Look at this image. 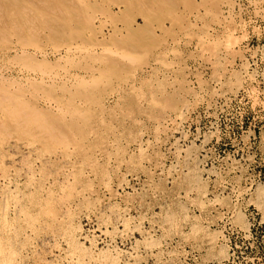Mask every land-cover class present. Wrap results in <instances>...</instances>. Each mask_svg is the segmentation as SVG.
I'll return each instance as SVG.
<instances>
[{
	"label": "rangeland",
	"instance_id": "374dc122",
	"mask_svg": "<svg viewBox=\"0 0 264 264\" xmlns=\"http://www.w3.org/2000/svg\"><path fill=\"white\" fill-rule=\"evenodd\" d=\"M61 1L53 0L50 7L36 4L38 10H31L37 11V17L32 16L31 23H25L20 30L31 55L42 59L43 53H48L51 62L57 61L60 54L67 55L69 60L76 59L70 60L72 65L63 58L67 66L61 60L59 65V61L55 62L57 66L51 63L55 65L52 71L47 69L52 68L47 67L51 64L30 71L22 66L26 65L24 62L10 59L14 52L0 49V74L36 72L47 81L52 77L50 83L70 76L66 85L71 88L65 85V92L58 87L56 91L52 89L55 100L52 92L49 97L36 95L41 96V104L51 102L56 110L62 105L66 113L61 118L50 117L49 124L55 119L49 127L34 114L30 95L34 91L29 84L21 82L27 84L25 99L19 96L17 84L1 82L2 87H10L6 94L11 96L0 103V121L7 122L9 112L17 108L22 116L18 115V119L32 112L30 115L41 122L36 127L27 125L25 134L24 130L13 135L0 134L4 136L0 138V148L13 144L23 147L25 155L31 153L36 158L37 172V179L30 180L25 169L19 174L12 167L9 178L0 177L4 183H17L16 187L9 186L14 192L0 200V264H225L228 246L237 253L236 264H264V0ZM53 4L57 9L52 10ZM48 10L55 13L51 15ZM52 17L60 18L55 23ZM100 18L102 21H98ZM3 21L2 33L7 29L4 24L10 23ZM136 22H147V31L130 34L137 28ZM13 29L19 30L15 26ZM10 35L14 41L0 38V44H4L0 46L21 48L13 31ZM6 53L8 56L1 57ZM84 80L91 82L88 89L81 86ZM56 81L52 84L60 86L62 81ZM72 82L83 92L77 86L74 89ZM50 87L44 85L43 90ZM85 91L90 92L91 100L83 98ZM58 97L62 99L57 103ZM22 103L30 107L24 108ZM68 122L70 130L76 125L73 132L68 129ZM57 126L62 131L56 130ZM39 127L40 132H35ZM43 129L45 135L41 133ZM65 130L69 135L63 133ZM55 132L63 134L58 135L60 141ZM62 139L72 145L61 144ZM71 139H75L74 143ZM37 158L47 162H43L44 168ZM198 161L202 173L196 170ZM61 163L64 168H60ZM6 217L11 222L3 225ZM252 218L262 223L263 233L243 244L238 233L247 232L237 219L251 227ZM75 221L81 222L89 236L97 237L96 247L85 242L93 251H81L73 244L70 247ZM114 246L119 247V252L113 250ZM106 249L110 252L102 254ZM223 249L228 254L226 258L220 256Z\"/></svg>",
	"mask_w": 264,
	"mask_h": 264
},
{
	"label": "bare ground",
	"instance_id": "6f19581e",
	"mask_svg": "<svg viewBox=\"0 0 264 264\" xmlns=\"http://www.w3.org/2000/svg\"><path fill=\"white\" fill-rule=\"evenodd\" d=\"M54 1H61V0H54ZM62 1H66V0H62ZM61 1V2H62ZM75 0H73V2H74ZM52 2H53V0H29V1H27V0H0V23L3 21V24H4V22H10V23H5L4 25H5V27L7 28V29H3L4 30V32L2 33L1 31H0V38H1V40L2 39H5V40H7L8 38V40L10 41V42H12L11 40H13L14 41V39H11L10 38V36L12 37V35H10L11 34V31H13V33H14V35L16 36V39H17V41L19 42V43H21L20 45H19V47L21 46V48H18V47H15V46H11V45H5V47H2V46H0V49H2V48H6V51H8L9 50V52H14V54L13 55H10V56H12L10 59H12V58H14V60L16 59L17 61H19V63H22L23 64V62H24V64H26V65H22V66H24V67H26V70L28 69V70H30V71H37V70H41V67L40 66H46V65H49V64H51L52 62H54V64H55V62L57 63L58 61V65H59V63H60V61L62 60L63 61V63H64V65H66L67 66V64H70V65H72L71 64V61L70 60H76L74 57H73V59L71 58L70 60H69V58H67L68 56L66 55V56H63V55H59L60 57L57 59V61H49L50 59H48V53L46 54V53H43L44 55H42L43 57H41L42 59H38L36 56H33V53H32V55H31V53L30 52H27L26 51V48H25V43L23 42V41H25V38L23 37L24 35H23V33H21V30H23V28H22V26H28V24H27V22H30V19L32 18V16H33V18H34V15L36 14L37 15V11H32L31 9L33 8V7H36L35 9L36 10H38V7H37V5L36 4H42V6H43V4H44V6H52ZM61 2H59V3H61ZM59 3H58V5H59ZM234 3H236V2H234ZM39 4V5H40ZM54 4H56V3H54ZM54 4H53V7H52V10H53V8H54V10L55 9H57L56 8V6H54ZM57 5V4H56ZM72 5V4H71ZM41 6V5H40ZM41 6V7H42ZM60 6V5H59ZM58 7V6H57ZM44 8H47V7H44ZM59 8V7H58ZM61 8V7H60ZM59 8V9H60ZM121 8V7H120ZM43 9V8H42ZM49 10H50V8H48ZM118 9V8H117ZM30 11L29 12V14H27V12L26 11ZM47 10V9H46ZM48 10V12L51 14V12ZM24 11V12H23ZM57 11V10H56ZM62 11V10H61ZM120 11H123V10H120ZM127 11V10H126ZM22 12V13H21ZM53 13H55L54 11H52ZM52 13V14H53ZM59 12H57V14H58ZM70 13H72V12H70ZM120 13V12H119ZM39 15H40V13H38ZM44 14V13H43ZM51 14V15H52ZM61 14V13H60ZM116 15H117V13H115ZM114 14V15H115ZM35 15V17H37ZM41 15H42V13H41ZM40 15V16H41ZM62 15V14H61ZM60 15V16H61ZM70 15H72V14H70ZM120 15H123V14H120ZM45 16L47 17V15H44L43 16V18H45ZM63 16V15H62ZM74 16V15H73ZM126 16V15H125ZM42 17V16H41ZM64 17V16H63ZM128 17H131V15L130 16H128ZM213 17H215V16H213ZM32 18V19H33ZM48 18V17H47ZM59 18L60 17H58V20H59ZM66 17H64V19H65ZM31 19V20H32ZM41 19V18H40ZM46 19V18H45ZM51 20L52 19H54L53 17L52 18H50ZM49 19V20H50ZM99 19V18H98ZM101 19V18H100ZM131 19V18H130ZM35 20V19H34ZM33 20V21H34ZM50 20V21H51ZM56 18L54 19V21H55V23H57L58 22V20H57V22H56ZM104 20V19H103ZM139 20V19H138ZM32 21V22H33ZM41 21V20H40ZM43 21V20H42ZM44 21H47V20H44ZM43 21V22H44ZM98 21H102V19L101 20H98ZM132 21H135V20H133L132 19ZM26 23V25H24ZM31 23V22H30ZM53 23V22H52ZM92 23V22H91ZM102 23H104V24H106V22H102ZM102 23H101V25H102ZM135 23V22H134ZM136 23H138V25L137 24H135L136 26H137V28H134L135 30L134 31H132V32H130V34H132V35H136L137 33H141V32H145V31H147V29H148V25H147V22L146 23H144V24H141V23H139V22H136ZM143 23V22H142ZM12 24V25H11ZM39 24V23H38ZM41 24H44V23H42L41 22ZM45 24H46V22H45ZM44 24V25H45ZM48 25H51V23L49 24V23H47ZM54 24V23H53ZM71 24V23H70ZM99 25V29H100V23H98ZM129 24V23H128ZM30 25V24H29ZM34 25V24H33ZM68 25V24H67ZM107 25V24H106ZM109 25V24H108ZM123 25V24H122ZM122 25H121V27H122ZM135 25H133V26H135ZM14 26L17 28V29H19V30H16V29H13L14 28ZM71 26V25H70ZM90 26V25H89ZM96 26V25H95ZM110 26V25H109ZM117 26V25H116ZM124 26V25H123ZM126 26V25H125ZM129 26H131V25H129ZM10 27V28H9ZM11 27H13V28H11ZM33 27V26H32ZM112 27V26H111ZM120 27V28H121ZM204 27V26H203ZM20 28H22L21 30H20ZM27 28V27H26ZM28 28H30V27H28ZM93 28V27H92ZM107 28V27H106ZM119 28V27H118ZM119 28V29H120ZM124 28V27H123ZM126 28V27H125ZM131 28H133L132 26H131ZM24 29H25V27H24ZM104 29V28H103ZM28 30V29H27ZM26 30V31H27ZM33 30V29H32ZM93 30L95 31V29L93 28ZM107 31H108V29H106ZM29 31V30H28ZM42 31V30H41ZM50 31H51V29H50ZM49 31V32H50ZM121 31V30H120ZM15 32H17V33H15ZM30 32H32L31 30H30ZM40 32V31H39ZM95 32H97V31H95ZM105 32V31H104ZM112 32V31H111ZM122 32V31H121ZM32 33H34V32H32ZM37 33H38V31H37ZM53 32H51V34H52ZM55 33V32H54ZM53 33V34H54ZM58 33V32H57ZM93 33V32H92ZM124 33V32H123ZM156 33H157V31H156ZM5 34H9V36H4ZM30 34V33H29ZM52 34V35H53ZM99 34V33H98ZM3 35V36H2ZM18 35H21V36H19L18 38H17V36ZM36 35V34H35ZM100 35V34H99ZM106 35V34H105ZM124 35V34H123ZM2 36V37H1ZM33 36V35H32ZM97 36V35H96ZM118 36H120V35H118ZM8 37V38H7ZM31 37V36H30ZM102 38H103V36H101ZM105 37V36H104ZM13 38V37H12ZM115 37H113V39H114ZM27 39V38H26ZM30 38H28V40H29ZM34 39V38H33ZM99 39V38H98ZM105 39V38H104ZM108 39H109V37H108ZM107 39V40H108ZM43 40V39H42ZM63 40V39H62ZM102 40V39H101ZM237 40H238V38H237ZM30 41V40H29ZM65 41V40H64ZM64 41H62V42H64ZM105 41V40H104ZM103 41V42H104ZM7 42V41H6ZM95 42H96V40H95ZM106 42V41H105ZM115 42H117V43H121V42H118V40L117 41H115ZM8 43V42H7ZM1 44L2 45H4L2 42H1ZM0 44V45H1ZM13 45H14V43H12ZM16 44V43H15ZM76 44V43H75ZM27 46H29V45H27ZM37 46V45H36ZM138 48H139V46H137ZM37 48V47H36ZM39 48V47H38ZM71 48H72V46H71ZM71 48H70V50H71ZM60 50V49H59ZM79 50V49H78ZM78 50H77V52H78ZM58 51V50H57ZM57 51H55V52H57ZM60 52V51H59ZM58 52V53H59ZM69 52V50L67 51V53ZM71 52V51H70ZM74 52V51H73ZM82 51H80V53H81ZM37 54V53H36ZM76 54V53H75ZM51 55H55V54H51ZM73 55H74V53H73ZM72 55V56H73ZM5 56H8V53H6V54H2L1 55V57H5ZM58 56V55H57ZM56 56V57H57ZM75 56V55H74ZM84 56V55H83ZM101 56V55H100ZM70 57V56H69ZM76 58H78L77 57V55L75 56ZM82 57V56H81ZM254 57V56H253ZM7 58V57H6ZM63 58H66L67 60H69L70 61V63L66 60V62H67V64H65V62H64V60H63ZM3 59V58H2ZM79 59V58H78ZM78 59H77V61H78ZM13 60V59H12ZM55 60V59H54ZM74 60H73V62H74ZM1 61V60H0ZM3 61V60H2ZM7 62H8V60H7ZM72 62V63H73ZM79 62V61H78ZM103 62H104V60H103ZM106 63H107V61H105ZM13 63V62H12ZM77 63V62H76ZM106 63H104V64H106ZM45 64V65H44ZM83 64V63H82ZM108 64H110L109 62H108ZM108 64H106V65H108ZM21 65V64H20ZM56 65V64H55ZM55 65L53 66L52 64L50 65V66H47V67H54L55 68ZM76 65V64H75ZM75 65H73V66H75ZM93 65H95V64H93ZM42 66V67H43ZM57 66V65H56ZM61 66V65H60ZM65 66V67H66ZM79 66V65H78ZM97 66V65H96ZM23 67V68H24ZM47 67H44V68H47ZM53 67L51 68V69H49V68H47L48 70H53ZM72 67V66H71ZM70 67V68H71ZM21 68V67H20ZM67 68V67H66ZM69 68V67H68ZM80 68V67H79ZM95 68V67H94ZM58 69H60V68H58ZM2 70V69H1ZM21 70V69H20ZM61 71L63 70L64 71V68H62V69H60ZM66 70V69H65ZM68 70V69H67ZM21 71H23V70H21ZM20 71V73H22ZM51 71H50V73H51ZM80 71V70H79ZM71 72V71H70ZM77 72V71H76ZM89 72V71H88ZM104 72V71H103ZM32 74H18L17 76H13V74H11V75H3L2 73L0 74V103H3L4 102V100H6V99H9L10 98V96H11V94H9V95H7L6 94V91H8L7 93H9L10 92V87H8L9 88V90H7L8 88L7 87H5V85L3 84V87H5L6 88V90H5V88L3 89V87L1 86V82H6L7 80H8V82H9V85H10V81H11V85H13V83H15V84H17L18 85V87H19V89L18 88H16V89H18V93H19V96H23V97H25V99H26V94H25V87H26V85L27 84H29L28 85V87H30L31 88V90L32 91H34L33 93L32 92H30V90H27V91H29L30 92V95H31V102H32V104H33V111L35 112L34 114L35 115H37V117H39V120H42V119H40V118H43L44 120H43V123H45V122H47V125L50 127V125L52 124V125H54V123H53V121H54V119L55 118H53V121L49 124V121H48V119L50 118V117H60L61 118V114L64 112L62 109H61V107H62V105H61V107H59V109H57L56 110V108L55 107H53V105H52V103L50 102V100L48 101V103L49 104H46V105H44V104H41V100H39L40 98H41V96H40V98H39V96H36L37 94H39V93H41L44 97H49L50 95H51V92H52V95L53 96H51L52 98H54V100L57 98L55 95H54V92L56 91L55 89L57 88V90L58 89H61V90H63L64 92L65 91H67L68 90V84H67V79L70 77H68V76H66V77H68L67 79H65V81L61 78H59V79H57V81L58 80H60V81H62L61 82V84H60V86L59 85H54V84H52V82H55V81H51V83L49 82V80H51V78H50V76H49V80L47 81V79H44L43 78V76H39V75H37V73L36 72H31ZM50 73H48V74H50ZM86 73V72H85ZM92 75H93V73L92 72H90ZM96 73V72H95ZM40 74H41V72H40ZM44 74H45V72H44ZM82 74V73H81ZM90 74V75H91ZM43 75V74H42ZM52 75V74H51ZM55 75V74H54ZM85 75L86 74H84V78H85ZM91 75V76H92ZM95 75V74H94ZM48 76V75H47ZM73 76H75V75H73ZM80 76V75H79ZM87 76V75H86ZM106 76H108V75H106ZM54 77V76H53ZM95 77V76H94ZM105 77V76H104ZM72 78H74V77H72ZM80 78V77H79ZM89 78V77H88ZM81 79V78H80ZM52 80H54V79H52ZM71 80V79H70ZM75 80H77V79H74V81ZM87 80V79H86ZM103 80V79H102ZM56 81V82H57ZM69 81V80H68ZM78 81H81V80H78ZM77 81V82H78ZM105 81V80H104ZM13 82V83H12ZM21 82H23V83H27V84H22ZM59 82V81H58ZM76 82V81H75ZM239 82V81H238ZM65 83V84H64ZM79 83H81V82H79ZM86 83H88V81H85L84 80V82H82L81 83V86L83 87V89H88L90 86H89V84L91 83H88V85H86ZM57 84H59V83H57ZM67 84V85H66ZM70 84V83H69ZM10 85V86H11ZM44 85H49V86H51L50 88H49V90H47V91H45V90H43V86ZM65 85L68 87H65ZM73 85V82H72V84H71V86ZM74 86V85H73ZM72 86V87H73ZM76 86L77 85H75L73 88L74 89H76ZM13 87V86H12ZM30 88H28V89H30ZM45 88V87H44ZM77 88H78V86H77ZM80 88V87H79ZM78 88V89H79ZM2 89V90H1ZM13 89H15V88H13ZM27 89V88H26ZM40 89H42V91L40 90ZM46 89V88H45ZM52 89H54V90H52ZM67 89V90H66ZM70 90H71V88H69ZM76 90V91H78L79 92V90ZM61 90H60V92H61ZM82 90V89H81ZM81 90H80V92H81ZM141 90V89H140ZM139 90V91H140ZM254 90V89H253ZM5 91V92H4ZM14 91H16V90H14ZM14 91H12V92H14ZM22 91V92H21ZM44 91H45V93H44ZM54 91V92H53ZM76 91H73V92H76ZM88 91H91V90H88ZM17 92V91H16ZM16 92H15V94H16ZM69 92V91H68ZM80 92H79V94H80ZM83 92V91H82ZM81 92V93H82ZM86 92V91H85ZM83 93V98H86L87 100H91L90 99V92H86V93ZM26 93H28V92H26ZM57 93V92H56ZM63 93V92H62ZM67 93V92H66ZM72 93V92H71ZM71 93L69 92L68 94H70L69 96H72L71 95ZM254 93V92H253ZM29 94V93H28ZM73 94V93H72ZM75 94V93H74ZM84 94H86V95H84ZM14 95V94H13ZM62 95V94H61ZM65 94H63L62 96H60V97H64V99L66 98L65 96H64ZM16 96V95H15ZM15 96H13V97H15ZM42 96V97H43ZM58 96V95H57ZM43 97V98H44ZM74 97H77V96H73V98ZM80 96H78V98H79ZM18 98H20V97H18ZM22 98V97H21ZM71 98V97H70ZM69 98V99H70ZM73 98H71V99H73ZM16 99H17V97H16ZM25 99H22V102L23 101H25ZM48 99V98H47ZM49 99H51V98H49ZM60 99V100H59ZM61 99L62 98H59L58 97V100H56L55 102H60L61 101ZM63 99V100H64ZM74 99H76V98H74ZM256 99V98H255ZM84 100V99H83ZM7 101H9V100H7ZM44 101H45V98H44ZM47 101V100H46ZM45 101V102H46ZM52 101V100H51ZM77 101V100H76ZM78 101H80V100H78ZM151 101V100H150ZM10 102V101H9ZM26 102V101H25ZM117 101H115V103H116ZM16 103V102H15ZM20 103V102H19ZM62 103L63 104H65V102L64 101H62ZM84 104H85V101L83 102ZM82 103V104H83ZM88 103V102H87ZM93 103V102H92ZM4 104V103H3ZM13 105H14V103H12ZM55 104V103H54ZM75 104H76V102H75ZM78 104H80V103H78ZM77 104V105H78ZM83 104V105H84ZM96 104V103H95ZM7 105V104H6ZM6 105H4V106H6ZM26 105V104H25ZM56 105V104H55ZM54 105V106H55ZM77 105H75V106H77ZM86 105V104H85ZM1 106V105H0ZM22 106H24L23 105V103H22ZM59 106V105H58ZM82 106V105H81ZM8 107V106H7ZM11 107V106H10ZM26 106H24V108H25ZM27 107H30V106H27ZM26 107V108H27ZM57 107V106H56ZM64 107H65V105H64ZM105 107V106H104ZM4 108V107H3ZM20 108V107H19ZM78 108V107H77ZM93 108V107H92ZM11 109V108H10ZM13 109V108H12ZM28 109V108H27ZM64 109H66V108H64ZM69 109V108H68ZM137 109V108H136ZM20 110V109H19ZM23 110V109H22ZM29 110H30V108H29ZM28 110V111H29ZM32 110V109H31ZM30 110V111H31ZM59 110V111H58ZM79 110H81V108H79ZM85 110H87V109H85ZM95 110V109H94ZM142 110V109H141ZM8 111V110H7ZM12 112H9V114L10 115H8V116H10V118L8 117H6L7 118V122L4 120V121H0V134L2 133V132H9V133H11V135H13V134H16V133H19V132H21V133H23L22 132V130H24L25 128H26V126L27 125H29L30 124V126L29 127H32L31 125H35V127H36V125H38V124H40L39 122H41V121H36V120H38V118L37 117H35V115H28L26 118H23V119H18V115H19V113L20 112H18V109L17 108H15V109H13V110H11ZM24 111V110H23ZM22 111V112H23ZM66 111H67V109H66ZM186 111V110H185ZM69 112L71 113V111H70V109H69ZM73 112V111H72ZM82 112H83V110H82ZM97 112V111H96ZM99 112V111H98ZM181 112V111H180ZM4 113V112H3ZM3 113H1L2 115H3ZM25 113H26V111H25ZM95 113V112H94ZM21 114V113H20ZM23 114V113H22ZM58 114V115H57ZM72 114V113H71ZM70 114V115H71ZM64 115H66V113L64 112V114H63V116ZM69 115V116H70ZM75 115H77V114H75ZM24 116V115H23ZM63 116H62V120L63 121H65L66 119L65 118H63ZM71 116H73V115H71ZM3 117V116H2ZM19 117H22V116H20L19 115ZM104 117V116H103ZM134 117V116H133ZM46 118V119H45ZM77 118V117H76ZM79 118V117H78ZM1 119V118H0ZM52 119V118H51ZM65 119V120H64ZM72 119V118H71ZM81 119V118H80ZM79 119V120H80ZM56 121H58L59 122V120H55V122ZM92 121H93V119H92ZM72 122H73V120H72ZM105 122V121H104ZM67 123V122H66ZM65 122H64V126H66L65 124H66ZM75 123V122H74ZM46 124V123H45ZM56 124V123H55ZM62 124H63V122H62ZM68 124H69V122H68ZM85 124V123H84ZM99 124V123H98ZM41 125H42V123H41ZM51 125V126H52ZM58 125V124H57ZM74 125V124H73ZM85 125H87V124H85ZM39 126V125H38ZM48 126H46V127H48ZM59 126V125H58ZM57 126V127H58ZM68 126V129H69V127H71L70 126V124L69 125H67ZM76 126V125H75ZM75 126H73V127H75ZM28 127V126H27ZM28 127V128H29ZM41 127V129H42V126H40ZM40 127L39 128H37L36 130H35V128H34V130H35V132L36 131H39L38 129H40ZM45 127V128H46ZM55 127V126H54ZM62 127V126H61ZM73 127H72V129H73ZM88 127V125L86 126V128ZM27 128V129H28ZM66 127H64L63 129H65ZM78 128H80V127H78ZM89 128V127H88ZM51 129V128H50ZM58 129H61L60 131H62V128H60V127H58L56 130H58ZM68 129H66L67 130V132H69L68 131ZM71 129V130H72ZM74 129H76V128H74ZM66 130H65V132H63L64 134L65 133H67L66 132ZM70 130V129H69ZM70 130V131H71ZM88 130V129H87ZM159 130V129H158ZM44 131H46L45 129H43V131H41V133L43 132L44 133V135H45V133L46 132H44ZM52 131H54V130H52ZM59 131V130H58ZM130 131V130H129ZM26 132H28L27 130H26ZM25 132V130H24V134L26 133ZM33 132V131H32ZM32 132H30L29 133V135L30 134H32ZM40 132V131H39ZM72 132H73V130H72ZM95 132V131H94ZM34 133V132H33ZM57 132H55V135L54 136H57V140H59L60 141V139H58V135L56 134ZM58 133H61V132H58ZM77 133V132H76ZM140 133V132H139ZM184 133V132H183ZM23 134V135H24ZM39 134V133H38ZM37 133H36V135H38ZM49 135H50V133H48ZM71 134V133H70ZM92 134H94V133H92ZM27 135V134H26ZM34 134H32L31 136H33ZM42 135V134H41ZM44 135L43 136H41V137H43L44 138ZM47 136V139L49 140L50 139V141L52 140L51 138H49L50 136ZM63 135V134H62ZM62 135L60 134L59 136L60 137H62ZM67 135H69L68 133H67ZM78 135H80V134H78ZM3 136V135H2ZM2 136L0 137V138H2ZM182 136V135H181ZM29 137V136H28ZM36 137V136H35ZM40 137V138H41ZM70 138H71V136H69ZM74 137H76V136H74ZM17 138V137H16ZM34 138V137H33ZM37 138V137H36ZM46 138V137H45ZM55 138V137H54ZM53 138V139H54ZM64 139L66 138V137H63ZM70 138H68V139H70ZM72 138H73V136H72ZM80 138V137H79ZM136 138V137H135ZM3 139H4V136H3ZM38 139V138H37ZM64 139H62L61 141L62 142H60L61 144H63L64 145ZM67 139V140H68ZM15 140H17V139H15ZM41 140V139H40ZM55 140V139H54ZM72 141H73V143H74V140L75 139H71ZM39 141V140H38ZM44 141V140H43ZM42 141V142H43ZM56 141V140H55ZM79 142H81V140H78ZM78 141H75V142H78ZM176 141H177V139H176ZM41 142V141H40ZM44 142H47L48 143V141H46V139H45V141ZM53 142V141H52ZM78 142V143H79ZM12 143H14V142H12ZM23 143H25V142H22V144ZM32 143V142H31ZM46 143V144H47ZM50 143V142H49ZM55 143V142H54ZM92 143V142H91ZM178 143V145H179V147L181 146L180 144H179V142H177ZM176 143V144H177ZM21 144V145H22ZM26 144V143H25ZM52 144V143H51ZM66 144H68V143H66L65 142V145ZM69 144H71V143H69ZM68 144V145H69ZM76 145H77V143H75ZM84 144V143H83ZM4 145V144H3ZM62 145V146H63ZM72 145V144H71ZM74 145V144H73ZM148 145V144H147ZM174 145V144H173ZM177 145V146H178ZM24 146V145H23ZM37 146V145H36ZM49 146V145H48ZM67 146V145H66ZM82 146V145H81ZM1 147V146H0ZM95 147V146H94ZM22 148L23 147H20V146H18L17 144L16 145H11L9 148H6V149H3V148H0V149H3V151H0V177L2 176H4L3 178L4 179H6V178H9V176H10V173L8 172L12 167L13 168H15L16 169V173L18 172L19 174H20V170H24L25 169V173H26V176L28 175V178L30 179V180H35L34 179V174H36L35 173V168H34V163H35V160H36V158H35V160L32 158V156H31V153H29V155H25V152L23 153L22 152ZM28 148V147H27ZM68 148V147H67ZM178 148V147H177ZM181 148V147H180ZM180 148H179V150H180ZM82 149V148H81ZM98 149V148H97ZM27 150L28 149H25V151L27 152ZM89 150V149H88ZM99 150V149H98ZM178 150V151H179ZM46 151V150H45ZM63 151V150H62ZM69 151H70V149H69ZM72 151H74V149H72ZM79 151H81L80 149H79ZM181 151V150H180ZM63 152H65V150L63 151ZM75 152V151H74ZM35 153H36V150H35ZM49 153V152H48ZM52 153V152H51ZM54 153H55V151H54ZM84 153H85V151H84ZM190 153V152H189ZM188 153V154H189ZM40 154V153H39ZM56 154V153H55ZM68 154V153H67ZM187 154V155H188ZM191 155H192V153H190ZM189 154V155H190ZM45 155V154H44ZM180 155V154H179ZM34 156V155H33ZM40 156V155H39ZM141 156V155H140ZM55 157V156H54ZM85 157V156H84ZM42 158H43V156H42ZM58 158V157H57ZM62 158H64L65 159V157H62ZM73 158V157H72ZM40 159L41 158H37V160H39V162L41 163L42 161H40ZM44 159V158H43ZM42 159V160H43ZM48 159V158H47ZM46 159V160H47ZM68 159H69V157H68ZM192 159V158H191ZM45 160V159H44ZM45 160V161H46ZM59 160V159H58ZM57 160V161H58ZM75 160V159H74ZM45 161H43L44 163H46L47 164V162H45ZM51 161V160H50ZM68 161V160H67ZM66 161V162H67ZM96 161H97V159H96ZM43 162H42V166H43V168L45 167L44 166V164H43ZM48 162H49V159H48ZM63 162H65V161H63ZM98 164H99V162H97ZM96 163V164H97ZM52 164V163H51ZM62 164V163H61ZM64 164V163H63ZM63 164H62V166H60V168L62 167V168H64L65 166H63ZM199 164H200V162L198 161L197 162V167H196V170L197 171H199L200 173H202L203 172V170L199 167ZM66 165V164H65ZM41 166V165H40ZM39 166V167H40ZM52 166V165H51ZM57 166H59V165H56V167ZM52 167H54V166H52ZM56 167H54V168H56ZM27 168L29 169L28 171H27ZM31 168V169H30ZM46 168H48V166H46ZM49 169H51L50 167H49ZM48 169V170H49ZM39 170V169H38ZM48 170L47 171H44V170H42V171H44V172H48ZM51 170H53V169H51ZM50 170V171H51ZM60 170V169H59ZM62 170V169H61ZM14 171V170H13ZM40 171H41V168H40ZM50 171H49V173H50ZM55 171H56V169H55ZM54 170H53V172H55ZM15 173V172H14ZM41 174H43L42 172H40ZM51 173H52V171H51ZM50 173V174H51ZM57 173V172H56ZM55 173V174H56ZM70 173V172H69ZM69 173H68V175H69ZM74 173V172H73ZM170 173V172H169ZM39 174V173H38ZM16 175V174H15ZM74 175V174H73ZM22 176V175H21ZM43 176H45L44 174H43ZM51 176V175H50ZM57 176V175H56ZM55 176V177H56ZM25 177V176H24ZM40 177V176H39ZM11 178V177H10ZM22 178H23V176H22ZM27 178V177H26ZM36 178V177H35ZM42 178V177H41ZM45 178H47V177H45ZM58 178V177H57ZM68 178V177H67ZM2 179V178H1ZM4 179H2V180H0V200L3 198H6L7 196H8V194L9 193H11V191H13L14 192V190H12L13 188L12 187H16L17 186V183L16 184H13V182H10V180H9V182H8V184L7 183H4L3 181H4ZM37 179V178H36ZM76 179V178H75ZM91 180V179H90ZM53 181V180H52ZM56 181H57V179H56ZM55 181V182H56ZM66 181H67V179H66ZM74 181V180H73ZM27 182V181H26ZM39 182V181H38ZM38 182H36V183H38ZM46 182H47V180H46ZM62 182V181H61ZM63 182H65V181H63ZM49 183V182H48ZM72 183V186H73V183L74 182H71ZM71 183H69V185L71 184ZM82 183V182H81ZM30 184V183H29ZM50 184V183H49ZM58 184H59V186L61 187V185H60V182H58ZM12 186L11 188L9 187V186ZM14 185V186H13ZM32 185H33V183H32ZM39 185V184H38ZM63 185V184H62ZM64 185H65V183H64ZM63 185V186H64ZM83 185V184H82ZM85 185V184H84ZM34 186V185H33ZM36 186V185H35ZM62 186V187H63ZM68 186V185H67ZM71 186V185H70ZM87 186V185H86ZM42 187V186H41ZM40 187V188H41ZM58 187V186H57ZM74 187V186H73ZM72 187V188H73ZM6 188V190H4ZM28 188V187H27ZM36 188V187H35ZM47 188H49V187H47ZM59 188V187H58ZM64 188H65V186H64ZM91 188V187H90ZM42 189V188H41ZM40 189V190H41ZM46 189V188H45ZM60 189H62V188H60ZM67 189H69V186H68V188L66 187V190ZM92 189V188H91ZM48 190H50L51 191V189L49 188ZM47 190V191H48ZM42 191V190H41ZM46 191V190H45ZM49 191V193H51ZM55 191V190H54ZM63 191H65L64 189H63ZM80 191V190H79ZM67 192V191H66ZM65 192V193H66ZM21 193V192H20ZM40 194H41V192H39ZM52 193H55V192H52ZM64 193V194H65ZM111 193V192H110ZM14 194V193H13ZM48 194V193H47ZM61 194H63V193H61ZM80 194V193H79ZM16 195V194H15ZM18 195V194H17ZM68 195V194H67ZM28 196V195H27ZM44 196V195H43ZM64 196V195H63ZM62 196V197H63ZM70 196H72L71 195V193H70V195H69V197ZM48 197H49V195L47 196V198L46 199H48ZM52 197V196H51ZM56 197V196H55ZM65 197H67L66 195H65ZM88 197V196H87ZM45 199V200H46ZM58 199H60V198H58ZM32 200V199H31ZM48 201V200H47ZM62 201H63V199H62ZM39 202V201H38ZM44 202V201H43ZM46 202V201H45ZM3 203V202H2ZM63 204V203H62ZM4 205V204H3ZM46 205V204H45ZM47 205H49V204H47ZM82 205V204H81ZM24 206V205H23ZM15 207V206H14ZM48 207V206H47ZM65 207V206H64ZM66 209V208H65ZM45 210V209H44ZM56 210V209H55ZM24 211V210H23ZM66 211V210H65ZM72 211V210H71ZM69 212H70V210H69ZM67 213V215H71L70 213ZM50 213V212H49ZM66 213V212H65ZM23 215H24V213H23ZM26 216V215H25ZM76 216V215H75ZM64 217V216H63ZM69 217H71V216H69ZM88 217V216H87ZM25 218V217H24ZM66 218V217H65ZM236 218H237V216H236ZM3 219H7V217L6 218H3ZM26 219V218H25ZM80 219V218H79ZM62 220H64V219H62ZM82 220V219H81ZM65 221V220H64ZM72 221V220H71ZM238 221V222H237ZM237 224L239 223V224H241L243 227H241L240 225H238V226H240L241 228H244L245 229V231L246 232H249V224L247 223V225H246V222H244L242 219H237ZM10 222H11V220H6L5 222H3L2 224L3 225H7V224H10ZM25 222V221H24ZM28 222V221H27ZM63 222V221H62ZM62 222H60V223H62ZM66 222H67V219H66ZM77 221H75V223L73 224V227H74V232L70 235V237H69V242H70V247H72L71 246V244H73L75 247H78L81 251H84V252H90V251H93L92 250V248H90V246L89 247H87L86 246V244H85V242L87 243V241H89L90 242V244H91V246H93V247H96V238L93 236V237H91V236H89V234L87 233V232H85L84 231V229H83V227H82V224H81V222L79 221V222H77ZM125 222V221H124ZM64 223V222H63ZM105 223V222H104ZM126 224V223H125ZM28 226V225H27ZM29 227V226H28ZM117 227V226H116ZM162 227V226H161ZM144 228V227H143ZM17 229V228H16ZM22 229V228H21ZM18 230V229H17ZM11 233V232H10ZM91 233V232H90ZM220 233V232H219ZM10 236V235H9ZM64 236V235H63ZM1 237V236H0ZM225 237V236H224ZM2 238V237H1ZM2 240V239H1ZM5 241V240H4ZM43 242V241H42ZM112 242V241H111ZM10 243V242H9ZM68 243V242H67ZM118 243V242H117ZM46 243H44V245H45ZM88 244V243H87ZM111 244V243H110ZM60 245V244H59ZM118 245V244H117ZM109 246V245H108ZM22 247V246H21ZM56 247H57V245H56ZM59 247V246H58ZM223 247H225V246H223ZM54 248V247H53ZM67 248H69V246L67 247ZM111 248V247H110ZM116 248V249H115ZM64 250V249H63ZM70 250V249H69ZM110 250V249H109ZM113 250L114 251H117V252H119V247H117V246H114V248H113ZM227 250V249H226ZM73 251V250H72ZM72 251H71V253H72ZM78 251V250H77ZM80 251V252H81ZM101 251V253H102V250H100ZM112 251V250H111ZM121 251V250H120ZM8 252V251H7ZM76 252V251H75ZM79 252V251H78ZM106 252H110V251H108V249H106L105 250V252L103 251V253L102 254H104V253H106ZM4 253V252H3ZM65 253V252H64ZM222 254L220 255L221 257H228V254H226V252H225V249H223L222 250V252H221ZM14 254V253H13ZM73 254V253H72ZM91 254H92V252H91ZM109 254H111V253H109ZM119 254V253H118ZM60 255V254H59ZM75 255H76V253H75ZM82 255V254H81ZM80 255V256H81ZM90 255V254H89ZM226 255V256H225ZM3 256V255H2ZM63 256V255H62ZM67 256V255H66ZM65 256V257H66ZM99 256V255H98ZM102 256V255H101ZM100 256V257H101ZM111 256H112V254H111ZM115 256V255H114ZM103 257V256H102ZM117 257V256H116ZM61 258V257H60ZM71 258H72V256H71ZM3 259V258H2ZM44 259V258H43ZM53 259V258H52ZM51 259V260H52ZM55 259V258H54ZM63 259V258H62ZM62 259H61V263H62ZM73 259V258H72ZM101 259V258H100ZM116 259V258H115ZM119 259V258H118ZM8 260V259H7ZM15 260V259H14ZM60 260V259H59ZM77 260V259H76ZM101 260H103V259H101ZM112 260V259H111ZM35 261V260H34ZM3 262V261H2ZM9 262V261H8ZM58 262V261H57ZM90 262V261H89ZM113 262H115V261H113ZM118 262V261H117ZM5 263V262H4ZM84 263H86V262H83V264ZM88 263V262H87ZM116 263V262H115ZM5 264H7V263H5ZM9 264H11V263H9ZM59 264V263H58ZM63 264V263H62ZM73 264V263H72Z\"/></svg>",
	"mask_w": 264,
	"mask_h": 264
},
{
	"label": "built area",
	"instance_id": "2783aa9c",
	"mask_svg": "<svg viewBox=\"0 0 264 264\" xmlns=\"http://www.w3.org/2000/svg\"><path fill=\"white\" fill-rule=\"evenodd\" d=\"M252 58L251 60H253ZM251 221V227L249 229V232L247 233H238V239L243 241V244H245L248 239L253 238L255 235H261L263 233V225L261 222H258L256 218H252ZM230 247L229 251V258L225 264H236V259H237V253L236 251L233 250V247ZM254 262V261H253Z\"/></svg>",
	"mask_w": 264,
	"mask_h": 264
}]
</instances>
